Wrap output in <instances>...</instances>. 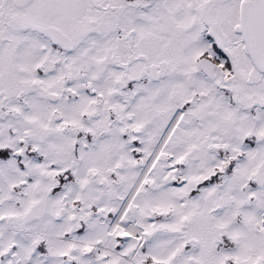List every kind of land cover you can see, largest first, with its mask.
Segmentation results:
<instances>
[{
  "label": "snow or ice",
  "instance_id": "1",
  "mask_svg": "<svg viewBox=\"0 0 264 264\" xmlns=\"http://www.w3.org/2000/svg\"><path fill=\"white\" fill-rule=\"evenodd\" d=\"M0 264H264V0H0Z\"/></svg>",
  "mask_w": 264,
  "mask_h": 264
}]
</instances>
